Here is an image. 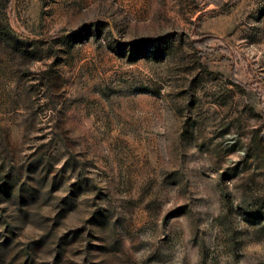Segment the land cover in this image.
<instances>
[{
	"label": "rangeland",
	"instance_id": "obj_1",
	"mask_svg": "<svg viewBox=\"0 0 264 264\" xmlns=\"http://www.w3.org/2000/svg\"><path fill=\"white\" fill-rule=\"evenodd\" d=\"M6 222L10 264H264V0H0Z\"/></svg>",
	"mask_w": 264,
	"mask_h": 264
},
{
	"label": "trees",
	"instance_id": "obj_2",
	"mask_svg": "<svg viewBox=\"0 0 264 264\" xmlns=\"http://www.w3.org/2000/svg\"><path fill=\"white\" fill-rule=\"evenodd\" d=\"M78 186H82L81 184H78ZM106 217H103L100 215L99 216H94L91 218V222L92 224H98V225H102L105 221ZM3 233H0L2 235V237L0 238V264H10V261L12 259L15 258H20L22 257V247L16 251L15 250V246L16 244H18V242L15 244V232L12 229V225L9 222H6L3 230L1 231ZM77 232H75V234L71 235V238H75L77 236ZM69 239L68 238H60L59 241V248H61L63 246V244L67 243ZM43 241V239L35 242L33 245H27L24 249V253H25V262H29L32 263L33 261V253L35 250V247L40 244ZM119 241V239H115L114 241V245L117 244V242ZM97 249L99 250H106V246L105 245H97L96 246ZM9 254L11 255V259H8ZM89 260H85L83 262V264H89ZM93 264V263H90Z\"/></svg>",
	"mask_w": 264,
	"mask_h": 264
}]
</instances>
